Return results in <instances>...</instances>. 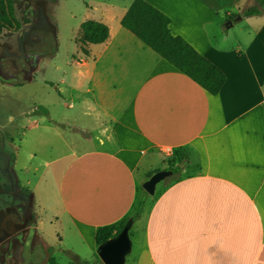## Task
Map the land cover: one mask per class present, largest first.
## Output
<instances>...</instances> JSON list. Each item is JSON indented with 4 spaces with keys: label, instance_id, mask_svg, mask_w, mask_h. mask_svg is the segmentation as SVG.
<instances>
[{
    "label": "crops",
    "instance_id": "0c3cea01",
    "mask_svg": "<svg viewBox=\"0 0 264 264\" xmlns=\"http://www.w3.org/2000/svg\"><path fill=\"white\" fill-rule=\"evenodd\" d=\"M144 1L225 74L223 87L208 94L123 28L133 0L119 20L97 21L109 29L103 43H77L79 26L72 80L59 79L51 105L39 103V114L21 120L33 131L22 142L34 156L57 153L42 162L38 182H45L41 206L56 207L58 253L40 215L19 222L54 264L61 256L102 264L97 230L131 217L142 201L123 264H264V66L243 60L264 52V33L235 46L223 26L255 0ZM184 149L191 171L166 177L145 200L139 188L152 170Z\"/></svg>",
    "mask_w": 264,
    "mask_h": 264
},
{
    "label": "rangeland",
    "instance_id": "374dc122",
    "mask_svg": "<svg viewBox=\"0 0 264 264\" xmlns=\"http://www.w3.org/2000/svg\"><path fill=\"white\" fill-rule=\"evenodd\" d=\"M127 1L21 0V6H14V17L19 28L14 32L6 29L0 31V264H54L51 252L38 242L34 244L32 231L16 222L21 217L29 220L34 212L40 215L47 231V241L58 253L57 228L53 218L56 207L52 201L48 208L41 206L40 198L45 199V182H38L45 167L42 162L50 161L57 153L45 152L43 158L39 154L34 156L32 148L22 142L24 132H33L26 130V124L21 121L22 114L25 113L32 120L39 114L35 109L39 103L50 106L51 101L58 97V93L50 88L60 86L61 78L72 80L70 68L72 56L78 53L75 40L79 36L80 24L85 20H106L107 15L112 20H119ZM249 7L264 9V0L251 1ZM24 12L28 23L22 19ZM238 17L239 14L231 19L228 28L223 24L228 43L255 44L264 33L261 28L264 14L242 19ZM263 53L256 56L250 51L243 57L244 64L258 63L264 66ZM234 56L240 58L236 53ZM33 67L36 69L29 75ZM66 95L62 93L63 97ZM189 155L188 149L180 151L178 159L171 165L181 167L180 176L191 171L183 163ZM171 158H167V161ZM35 167H38L37 171ZM155 169L152 170L153 174L169 170L168 162ZM139 192L145 200L151 196L143 190L142 185ZM142 222L136 221L134 225L138 237ZM68 263L67 257L61 256L58 260V264Z\"/></svg>",
    "mask_w": 264,
    "mask_h": 264
},
{
    "label": "trees",
    "instance_id": "16d2710c",
    "mask_svg": "<svg viewBox=\"0 0 264 264\" xmlns=\"http://www.w3.org/2000/svg\"><path fill=\"white\" fill-rule=\"evenodd\" d=\"M17 0H0V31L6 29L16 31L19 28L14 17V6ZM261 9L249 7L243 10V17L259 16ZM23 21L28 23L26 12ZM169 18L144 0H133L120 20L123 28L131 32L145 46L149 47L161 58L177 68L185 76L199 85L208 94L215 96L223 87L226 76L208 59L199 54L182 37L174 36L169 31ZM109 35L108 27L97 21L86 20L80 25V38L77 43L100 44ZM83 53L86 50L81 48ZM177 152V151H176ZM178 159L175 154L168 160V168L173 176H178L180 167H172V163ZM186 161H183L185 163ZM148 176V178H150ZM142 201L131 217L124 220L100 227L95 234V244L100 246L115 238L122 229L139 217Z\"/></svg>",
    "mask_w": 264,
    "mask_h": 264
},
{
    "label": "water",
    "instance_id": "95a60500",
    "mask_svg": "<svg viewBox=\"0 0 264 264\" xmlns=\"http://www.w3.org/2000/svg\"><path fill=\"white\" fill-rule=\"evenodd\" d=\"M230 26L231 20H228L225 27ZM171 175L170 170L156 172L142 184V188L149 195H153L156 184ZM129 226L130 224H127L115 238L98 247L97 254L102 264H123L124 256L130 250Z\"/></svg>",
    "mask_w": 264,
    "mask_h": 264
},
{
    "label": "flooded vegetation",
    "instance_id": "af4514ba",
    "mask_svg": "<svg viewBox=\"0 0 264 264\" xmlns=\"http://www.w3.org/2000/svg\"><path fill=\"white\" fill-rule=\"evenodd\" d=\"M26 1H27V0H26ZM24 13H25V12H24ZM24 13H23V14H24ZM22 19H23V17H22ZM19 221H20V220H19ZM19 221L17 220L16 222H19ZM19 223H20V222H19Z\"/></svg>",
    "mask_w": 264,
    "mask_h": 264
}]
</instances>
